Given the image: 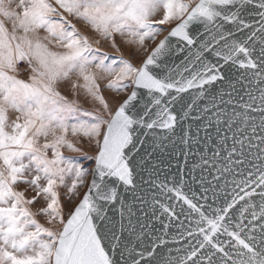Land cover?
I'll list each match as a JSON object with an SVG mask.
<instances>
[{
	"label": "snow or ice",
	"instance_id": "obj_1",
	"mask_svg": "<svg viewBox=\"0 0 264 264\" xmlns=\"http://www.w3.org/2000/svg\"><path fill=\"white\" fill-rule=\"evenodd\" d=\"M0 264H264V0H0Z\"/></svg>",
	"mask_w": 264,
	"mask_h": 264
},
{
	"label": "rangeland",
	"instance_id": "obj_2",
	"mask_svg": "<svg viewBox=\"0 0 264 264\" xmlns=\"http://www.w3.org/2000/svg\"><path fill=\"white\" fill-rule=\"evenodd\" d=\"M69 19L72 20V23L76 24L77 28L81 31L82 34L89 35L90 39H92L94 34L91 33V30H90V28L88 26L83 24V22L76 21L75 19H72V18H69ZM174 24H175V22H172L171 24H165V25H161L160 26L162 29H164V31H162L160 33V35L157 37L156 41L155 42H152V41H146L145 42V47L148 48V51H150L154 47L155 43H157L159 41V39ZM96 38H99V37H96ZM117 43L118 44L120 43L119 39H117ZM94 47H97V45L94 44ZM98 47H100L101 52H106L110 57H119L121 55V52L115 51V49H113L111 47V43L108 42V41H104V40L101 39V44ZM122 52H123V56H124L125 59H130L131 62L134 65H137V66L140 63V59L147 54L143 50H141L136 56H132L130 54V50L129 49H122ZM30 73H31V70L26 64L21 63L18 66V76H19V78L27 79L28 76L30 75ZM105 83H106V81H105ZM60 91H61V93L63 95H68L70 99H74V98L75 99H79L82 107L85 108L88 111H94L96 108L101 107L98 104V102H94L90 98L87 101H85L82 96L81 97H73L70 94L69 90H68V86H66V85L65 86H61ZM102 91H103V95L105 96V99L108 101V103H109V105H110V107L112 109H114V107L119 103V101L124 96L123 93L120 94L119 96H117V94L115 92L103 88V85H102ZM68 138L81 151L72 152V151H70L68 149H63L62 151L64 152V154L66 156L72 157L74 160L78 161L84 168L90 169L92 162L89 159H87V157H91V156L95 155L96 147H95L94 142H90L88 140V138L83 137L82 135L73 137L71 134H69ZM89 179H90V176L85 177V186L84 187H80V188L77 189V193L78 194L72 195L70 202H69V199H68L69 193H68L67 188L65 187V188L59 189L61 203L65 205V208H64L65 216L67 215L69 209L74 207L75 204L78 202L79 198L82 196L84 190L86 189V185H87V182L89 181ZM70 183H71V179L68 180V184L69 185H70ZM21 187L23 188L25 186L22 185ZM26 195L30 198L31 196H34L35 193L32 192L31 189H29L26 192ZM45 204H46V202L43 199H38L37 203L32 207L33 212L38 211V209H40L41 207L45 206ZM37 219L45 227H59V225H55V226L48 225L47 224V217H45V216H42V215L37 216Z\"/></svg>",
	"mask_w": 264,
	"mask_h": 264
},
{
	"label": "water",
	"instance_id": "obj_3",
	"mask_svg": "<svg viewBox=\"0 0 264 264\" xmlns=\"http://www.w3.org/2000/svg\"><path fill=\"white\" fill-rule=\"evenodd\" d=\"M175 25V24H174ZM173 25V26H174ZM172 26V27H173ZM171 29V28H170ZM169 29V30H170ZM168 30V31H169ZM168 31L160 38V39H163L164 38V36H166L167 35V33H168ZM159 39V40H160ZM175 39V38H174ZM159 42V41H158ZM157 42V43H158ZM154 47H155V45H154ZM151 51V50H150ZM182 157H178L177 159H174V160H172V162H171V164H172V166L170 167V168H166V169H164V172L162 173V175L160 176V180H164V178H165V175H167V176H169V178H171V176H174V175H176V173L178 172V163L179 164H182ZM90 180V179H89ZM86 190H87V188H86ZM85 190V191H86ZM83 196V195H82ZM82 198V197H81ZM80 198V199H81ZM79 202V201H78ZM77 202V203H78ZM201 202H203V201H201ZM183 219V218H182ZM185 224L187 225V221H185ZM175 229H173V234H175ZM154 238V237H153ZM168 239H169V241H171V239H172V237L170 236V237H168ZM147 243V242H146ZM183 244V246L184 247H187V244L186 243H184L183 241H181V242H179V243H175V244H173V243H169V245H168V247L167 248H165V249H157V252L159 253V254H161V257H163L164 259H167V258H169L168 257V253H169V251H170V253H171V255H170V258L172 259V260H175V258H176V255L178 254V250L181 248V245ZM161 257H158V258H161Z\"/></svg>",
	"mask_w": 264,
	"mask_h": 264
},
{
	"label": "bare ground",
	"instance_id": "obj_4",
	"mask_svg": "<svg viewBox=\"0 0 264 264\" xmlns=\"http://www.w3.org/2000/svg\"><path fill=\"white\" fill-rule=\"evenodd\" d=\"M121 100H122V99H121ZM119 102H120V101H119ZM117 105H118V104H117ZM117 105L114 107L113 111L115 110V108L117 107ZM95 153H96V152H95ZM86 188H87V187H86ZM85 190H86V189H85ZM85 190H84V192H85ZM84 192H83V193H84ZM82 195H83V194H82ZM81 197H82V196H81ZM81 197H80V198H81ZM80 198H79V200H80ZM79 200H78V201H79Z\"/></svg>",
	"mask_w": 264,
	"mask_h": 264
}]
</instances>
